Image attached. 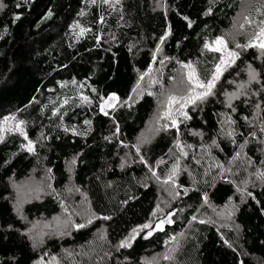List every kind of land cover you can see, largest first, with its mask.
I'll list each match as a JSON object with an SVG mask.
<instances>
[{"label":"trees","instance_id":"16d2710c","mask_svg":"<svg viewBox=\"0 0 264 264\" xmlns=\"http://www.w3.org/2000/svg\"><path fill=\"white\" fill-rule=\"evenodd\" d=\"M243 2L164 0L159 6L156 0H2L0 126L8 120L12 130L0 140V264H36L51 257L58 264H148L174 241L170 258L155 264H264L261 49L242 47L213 95L190 109L189 118L161 125L139 153L136 141L158 99L145 90L130 102L140 75L159 51L168 81L186 63L194 64L201 80H210L221 53L205 44L232 26ZM242 83L249 84L248 92L229 104L227 95ZM112 93L120 104L104 112L102 102ZM206 146L212 147L208 163L198 155ZM175 150L185 168L178 172L169 213L155 218L162 193L149 173L155 168L163 176L175 163ZM241 156L261 181L250 179L237 191L247 176L232 177ZM32 172L49 174L55 190L72 179L95 218L46 237L37 247L28 235L30 222L51 220L63 203L56 194L32 199L20 217L11 182ZM231 200L236 208L230 226L237 229L204 215L205 206L222 209ZM133 229L139 231L131 239ZM123 241L130 246L121 247Z\"/></svg>","mask_w":264,"mask_h":264},{"label":"rangeland","instance_id":"374dc122","mask_svg":"<svg viewBox=\"0 0 264 264\" xmlns=\"http://www.w3.org/2000/svg\"><path fill=\"white\" fill-rule=\"evenodd\" d=\"M163 3L164 0H156V4L159 6L163 5ZM245 18L251 21V23H246ZM262 20H264V0H244L240 11L234 18L232 26L226 30L222 36H220L227 42L228 50L239 53L241 52L242 47H236L237 44L242 45L244 42L258 43L254 40V36L259 31V27L261 26L260 22ZM241 25H243V27H241ZM215 40L209 41L207 44L213 45ZM224 55L227 58L226 52ZM166 64V59L161 54V52H156L153 66L140 75L138 84L130 98V102H133L139 98L143 91L149 90L150 92L154 93L158 99L156 111L152 115L147 128L136 141L134 149L136 153H139L140 147L144 146L154 138L160 128H162L161 125L165 127L176 125L179 120L184 118V115L181 114L182 112H186L188 115L190 109L196 108L202 102L197 101L195 104L189 103L183 109L180 108L179 104H174L171 109L169 108V97L176 96L177 98H180L189 95V89L191 88V84L187 79V73L189 69L184 66L191 64L195 68L197 75L198 72L192 63L181 64L175 76L168 81L165 74ZM252 72L253 71L251 69H248L249 75ZM248 90L249 84L246 85L242 83L237 85L236 91L227 95V102L232 104L237 97L246 94ZM197 91L202 90L198 89ZM113 95L115 94L112 93L103 100L102 110L104 112H108L120 104L119 99H109ZM115 96L117 97V95ZM166 113H170V115L166 116ZM173 120L175 121V124H173ZM6 124H8V126H5ZM228 124L229 122L227 119H224L223 127L227 132H230L231 129ZM6 130H12L10 121L8 120L5 121L2 126H0V140L6 135ZM211 149V146L204 147V149H202L198 154L202 157L200 160H204L207 163L210 162L212 158ZM188 153L190 154V152ZM130 156L131 155L129 151L127 150L125 158H131ZM138 156L139 158H142L141 155L138 154ZM172 156L174 157L175 163H173V165L168 169L167 172L164 173L163 176H161L155 168H153L149 173V179L159 183L160 193H162L158 200L154 215L155 218L166 216L169 213V208L173 200L172 197L177 194L178 172L185 168L183 163L184 158L181 157L180 152L178 153L175 150ZM239 161H241V164L239 165L237 160V172L233 169L231 173L233 175L232 177H237V179L242 175V173L247 174V176H245L244 179L240 181V188L237 190L243 191L244 183L250 182V179L253 181H261V175H259V173L250 174V172H248L250 162L247 157L241 156ZM162 163L163 162L161 161L160 164ZM235 165L236 163L230 164V166L226 167V169L229 171L232 166ZM70 170H72V168H70ZM11 187L15 209L20 217H22V206L29 200L41 198L51 194H56L62 200V211L57 216L48 221L36 220L30 222L28 235L37 247H39L41 242L46 237L58 235L59 233H65L74 226L87 224L89 221L95 218V214L91 210L87 196L78 191L72 179L69 180L63 189L55 190L52 186V181L49 174L46 173L38 177L35 172H32L23 180L12 181ZM235 208V201L231 200L229 205L222 209H217L213 205H207L205 206L203 213L205 216L218 221L221 227H231L233 229H237L235 225L230 226L233 224L232 219ZM155 218L153 220H155ZM148 224L150 225L151 222ZM156 225L160 227L161 222H157ZM175 242L176 241L170 244L164 253L148 258L146 260L148 264H155L161 258L165 257L172 249ZM36 264H58V262L54 257H51L50 259L42 258Z\"/></svg>","mask_w":264,"mask_h":264},{"label":"snow or ice","instance_id":"6c2138e0","mask_svg":"<svg viewBox=\"0 0 264 264\" xmlns=\"http://www.w3.org/2000/svg\"><path fill=\"white\" fill-rule=\"evenodd\" d=\"M3 7H5V5L2 3V0H0V9H2ZM17 19H19V17H17ZM245 22L251 23V21H249L247 18H245ZM260 25L261 26L259 27V31L254 36V40L257 41L258 43L249 42L247 45L237 44L236 47L238 48L257 47L261 49L262 54H264V20L260 22ZM241 27H243V25H241ZM205 48L213 52L221 53L219 63L215 67L212 78L208 80L207 82H205L198 77V75L196 74L195 68L191 64L185 65L184 67L189 69L187 73L188 82L191 84V88L189 89V95L186 97H180V98H177L176 96L169 97V108L170 109L174 104H179L180 108L183 109L189 103L195 104L197 101H203L206 97L213 95V89L215 88L216 82L223 75V72L226 71L227 67L231 66V64L235 63V60L239 58V53L228 50L227 42L222 37H217L213 45L206 43ZM225 52L227 53V58L224 55ZM250 78L251 79L256 78L255 72L250 73ZM198 89L202 91H197ZM109 99L117 100L118 98L115 95H113ZM181 114L184 115L185 118H189L186 112H182ZM165 115L168 116L170 115V113H166ZM173 124H175L174 120H173ZM32 150H33L32 144H31V141H29L28 151H32ZM105 219H107V217H105ZM193 219H195V217H193ZM90 222L91 221H89V223ZM167 222L172 223L171 220H168ZM200 222L203 223L204 221H200ZM84 226L85 225H78L77 227H84ZM149 227H150L149 224H144L140 230H143L144 228H149ZM160 230L162 231L163 229L161 228ZM136 234H138V230L133 229V236L131 237V239H134ZM148 235H151V232H149ZM120 246L126 247V246H130V244L128 243V241H123L121 242ZM169 258L170 257L168 256L164 257V259H169Z\"/></svg>","mask_w":264,"mask_h":264}]
</instances>
